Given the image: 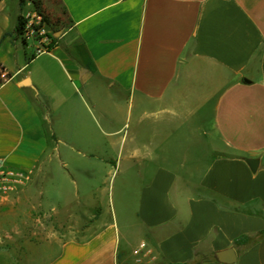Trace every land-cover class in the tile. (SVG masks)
Listing matches in <instances>:
<instances>
[{"label":"crops","instance_id":"crops-1","mask_svg":"<svg viewBox=\"0 0 264 264\" xmlns=\"http://www.w3.org/2000/svg\"><path fill=\"white\" fill-rule=\"evenodd\" d=\"M57 2L68 25L33 56L0 0V168L46 177L55 142L67 176L96 164L123 192L37 224L13 193L0 264H264V0Z\"/></svg>","mask_w":264,"mask_h":264},{"label":"rangeland","instance_id":"rangeland-1","mask_svg":"<svg viewBox=\"0 0 264 264\" xmlns=\"http://www.w3.org/2000/svg\"><path fill=\"white\" fill-rule=\"evenodd\" d=\"M42 10L54 21L60 17L62 21L66 22L65 18L61 16L62 9L57 0H24V7L21 14L31 11H37L39 13ZM82 117L85 123H92L89 114L84 113ZM54 143L52 142L51 145L52 157L47 166L46 177H31L29 182L18 190L21 196L20 207L24 208L30 214L33 224H37L38 220H42L43 214L47 211L49 212L51 208L63 209L66 204H73L75 206L78 197L82 195H94L95 193L104 200L107 208L116 206L117 197L123 192V184L120 176L110 178L109 175H106L102 171L103 167L95 164L93 180L87 182V176L79 172L74 165L76 164L78 169H82L84 166L81 162L76 161V159H72V164L68 168L72 177H69L62 166L64 158L59 157V152L62 153L64 148L62 146H56L53 150ZM95 154L102 155L105 154V151H97ZM10 197L1 207L9 208L12 206L10 204ZM53 217L50 216L49 222L51 224L56 223ZM12 223V219L8 215L3 220L4 231L9 230Z\"/></svg>","mask_w":264,"mask_h":264},{"label":"built area","instance_id":"built-area-1","mask_svg":"<svg viewBox=\"0 0 264 264\" xmlns=\"http://www.w3.org/2000/svg\"><path fill=\"white\" fill-rule=\"evenodd\" d=\"M22 17L25 24L21 39L31 43L33 56L48 53L53 45V34L45 31L46 24L42 15L37 11H31L23 13ZM9 78L5 68L0 65V84L7 82ZM31 177V172L0 168V207L13 193L25 186Z\"/></svg>","mask_w":264,"mask_h":264},{"label":"trees","instance_id":"trees-1","mask_svg":"<svg viewBox=\"0 0 264 264\" xmlns=\"http://www.w3.org/2000/svg\"><path fill=\"white\" fill-rule=\"evenodd\" d=\"M19 4H20V11H22V8L24 6V0H19ZM35 5L36 8L37 5L35 3H33ZM59 4V3H58ZM60 6V4H59ZM61 8V6H60ZM62 9V8H61ZM40 15H42L43 21L46 25H48L51 30H52V34H53V41L57 40V38L61 35L62 30L65 29V27L68 25L67 22V17H66V13L64 12V10L62 9V13L61 16L65 18L66 22L62 21L61 18H57L55 21L47 14L45 13L43 10L39 12ZM24 24L25 21L23 20L22 14H20L17 18V22H16V26H15V33L17 36L21 37L22 33H23V29H24ZM60 35L55 38L54 34L55 33H59ZM195 264H200V263H195Z\"/></svg>","mask_w":264,"mask_h":264},{"label":"water","instance_id":"water-1","mask_svg":"<svg viewBox=\"0 0 264 264\" xmlns=\"http://www.w3.org/2000/svg\"><path fill=\"white\" fill-rule=\"evenodd\" d=\"M59 35L60 32L55 33L54 37L57 38ZM247 163L250 169L255 172L258 166V161L256 159H249L247 160ZM216 260L222 264H233L236 262V254L232 249H226L216 254Z\"/></svg>","mask_w":264,"mask_h":264}]
</instances>
